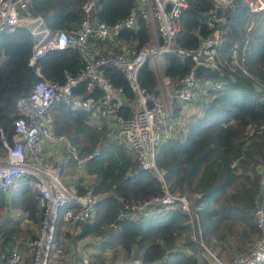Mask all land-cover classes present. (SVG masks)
<instances>
[{"label":"trees","instance_id":"16d2710c","mask_svg":"<svg viewBox=\"0 0 264 264\" xmlns=\"http://www.w3.org/2000/svg\"><path fill=\"white\" fill-rule=\"evenodd\" d=\"M85 1L30 0L28 11L31 17L41 15L51 31L74 32L86 17ZM187 3L177 18L176 39L180 47L193 50L200 35L210 32L206 15L212 4L211 0H187ZM136 4L137 0H95L89 15L111 24L124 19ZM224 15L218 47L221 74H198L199 84L193 90L196 109L185 117L172 137L157 147L155 156L157 166L166 170L171 192L200 193L195 203L202 236L216 249L226 244L231 246L230 238L237 246L250 241L258 232L252 214L254 201L258 199L264 204V128L260 130L264 126V99L254 81L257 78L264 82V28L261 27L264 10L252 12L244 0H234ZM35 40L36 35L24 25L0 32V132L9 137L18 115L19 97L28 94L40 78L63 81L65 71L77 76L84 66L76 48L48 50L30 64ZM116 40L124 41L129 49H139L150 40L146 20L137 15L136 29H122ZM95 43L99 46L103 42ZM113 47L120 51L122 45ZM108 48L111 47L104 51ZM233 48L243 55L242 67L236 70L230 68ZM192 63L190 57L181 60L175 52H168L164 72L177 86ZM104 73L115 86L122 88L128 100L133 98L122 71L106 65ZM209 79L221 82V86L210 88L206 84ZM139 80L149 90L156 88L154 70L148 62L141 67ZM75 90L85 92V83L80 82ZM121 112L128 115L130 108L122 107ZM48 116L54 132L69 136L80 155H91L84 162V171L91 176L87 177L98 196L93 218L75 222L76 233L64 232L60 212L55 242L70 247L69 244L75 245L93 235L102 238L101 250L119 247L127 256L132 253L143 260L160 259V264H197L187 216L179 208L162 207L138 221L118 218L124 203L161 195L163 190L151 171L141 168L134 155L111 137L107 119L95 120L89 111L63 103L52 106ZM4 153L0 141V155ZM29 179L30 176L20 178L9 192L0 190V253L9 252L21 243L20 238L36 233L31 224L39 223L41 209L36 193L28 186ZM78 189L82 192L84 185L79 184ZM12 208L20 210V216L9 214ZM22 216L28 219L27 224L22 225ZM96 259L105 261L100 254Z\"/></svg>","mask_w":264,"mask_h":264},{"label":"built area","instance_id":"2783aa9c","mask_svg":"<svg viewBox=\"0 0 264 264\" xmlns=\"http://www.w3.org/2000/svg\"><path fill=\"white\" fill-rule=\"evenodd\" d=\"M244 1L252 12L264 10V0ZM29 3L30 0H0V32L12 31L19 25L31 29L36 40L30 64L48 50L76 48L81 53L84 66L77 76L65 71L63 81L40 78L28 94L16 101L18 115L13 122L12 135L9 137L2 130L0 132L5 151L0 155V190L9 192L17 180L30 176L34 181L29 179L28 186L36 193L41 209L36 233L26 237L9 252L0 253V264H160V259L143 260L132 253L130 256L111 255L104 262L93 259L85 246L100 244L102 238L99 236H86V240L74 248H71L73 244H69V247L54 241L61 211L63 221H88L94 216L98 200L90 182L84 185L82 192L78 189L82 183L65 182L59 171L64 162L55 160L49 154L50 145L60 147L67 152L72 162L82 168L85 160L91 156L80 155L69 136L53 131L48 111L60 103L83 108L95 120L99 117L107 119L111 137L134 155L141 168L150 170L160 181L163 190L161 195L124 203L118 218L138 221L153 215L162 207H177L187 216L197 264H263L264 204L261 201L255 199L252 209L258 232L244 247H233L229 259L225 260L203 239L195 203L200 193L188 190L171 192L165 178L166 170L159 168L155 161L157 147L175 134L185 119L184 115L191 110L193 90L199 84L195 75L196 65L202 64L221 71L218 47L222 41L224 12L234 0H211L212 6L206 15L210 32L200 35L193 50L180 47L176 39L179 30L177 18L187 6V0H137L136 6L124 19L111 24L91 17L89 14L95 6V0H86L83 4L86 17L74 32L49 30L41 15L30 16ZM167 3L171 5L169 10L166 9ZM17 5L23 9L20 15ZM137 15L146 20L150 40L139 49H129L124 41L116 40V35L122 29H136ZM98 40L111 48L101 51L95 43ZM246 43L247 39L242 52ZM120 44L121 50L117 51L113 46ZM168 52H175L181 60L190 57L193 62L189 71L180 77L177 86L172 77L164 72L165 55ZM241 60L243 55L233 48L231 70L241 68ZM145 62L152 67L156 77V88L152 90L139 80V72ZM106 65L123 72L133 93L131 100L123 94L121 87L115 86L105 76ZM37 72L41 75L39 70ZM254 81L264 99V82H259L257 78ZM80 82L85 83V92L75 90ZM206 84L212 89L221 86V82L210 79L206 80ZM125 106L130 108L128 115L121 112ZM263 128L261 125L260 130ZM111 225L115 226L114 223ZM186 251L192 252L189 248Z\"/></svg>","mask_w":264,"mask_h":264},{"label":"crops","instance_id":"0c3cea01","mask_svg":"<svg viewBox=\"0 0 264 264\" xmlns=\"http://www.w3.org/2000/svg\"><path fill=\"white\" fill-rule=\"evenodd\" d=\"M107 44H105V43H102V44H100L99 45V49L101 50V51H104L105 49H107ZM192 100H194V102H192L191 101V110L187 113V114H185L184 115V118L186 117V116H188L190 113H192L195 109H196V107H195V101H196V98L193 96V99ZM50 120V119H49ZM48 150H49V154H51L53 157H54V159L55 160H57V161H60V162H64V165H62V166H60V169H59V171H60V174H61V177L63 178V180L64 181H66V182H80V183H82L83 185H85V184H87L89 181H90V179L88 178V177H91L90 175L88 176L86 173H85V171H84V166H83V168L82 167H79V166H77L74 162H72L69 158H68V155H67V152L66 151H64L62 148H60V147H54V146H49V148H48ZM88 176V177H87ZM80 177H82V178H80ZM67 222L66 221H64V223L63 224H66ZM69 223H72L73 224V226H74V223L73 222H69ZM35 232H36V229H35ZM77 232V229L75 228V227H71V231H70V233H76ZM80 242H82V241H78V242H76V244H75V246L73 245V247L71 246V248H74V247H76V246H79V245H81L80 244ZM230 242L231 243H235L236 245H232L231 246V248H233V247H237V243H236V241H234L232 238H230ZM248 242H246V243H243V244H241V246H245L246 244H247ZM72 244V243H71ZM100 244H98V245H96V246H94L93 244H91V245H86L85 247H86V249L88 250V252H89V254H90V256H91V258H93V259H96V256H97V254H100V256H102V255H104L105 253H107V252H104V251H106L107 249H105V250H101L100 249ZM96 247V248H95ZM104 252V253H103ZM119 252H121V251H118V252H116L115 254H112V255H116V254H118ZM102 253V254H101ZM124 253V252H123ZM127 256V255H126ZM108 257H111V255H109Z\"/></svg>","mask_w":264,"mask_h":264},{"label":"rangeland","instance_id":"374dc122","mask_svg":"<svg viewBox=\"0 0 264 264\" xmlns=\"http://www.w3.org/2000/svg\"><path fill=\"white\" fill-rule=\"evenodd\" d=\"M261 27H263L264 28V22L263 21H261ZM213 81V80H212ZM214 82V81H213ZM216 82H218V81H216ZM193 99V98H192ZM192 102H194V100H192ZM195 104V103H194ZM31 180H33L34 181V179L33 178H30ZM66 182V181H65ZM30 188V187H29ZM30 190H31V188H30ZM32 191V190H31ZM20 210H18V209H15V208H12L11 210H9V214H12V215H14V216H20ZM0 214H1V211H0ZM27 220L28 219H26V217H24V216H22V219H21V223H22V225H24V224H27ZM37 225H38V223H37ZM37 225H32L31 224V226H33V227H31V229L32 230H34L35 231V229L37 228ZM71 227H73V224L72 223H69V222H67L66 224H64V232H70L71 231ZM26 231V230H25ZM27 236H25V237H22V238H20V241H22V240H24L25 238H26ZM72 236H70V237H68V238H65L66 239V241H68L70 238H71ZM233 239V238H232ZM84 240H86V238H83V239H81L80 241H84ZM234 240V239H233ZM207 244V243H206ZM208 246H210L209 244H207ZM232 245H236L235 243H232ZM231 245V246H232ZM231 246H228L227 244L223 247V248H221V249H216V248H213V247H211L213 250H215V252L217 253V255L219 256V257H221V258H223V259H225V260H228L229 259V256H230V253L234 250L233 248H231ZM239 248H242V247H244V246H238ZM238 248V249H239ZM236 249V248H235ZM118 251H121V252H119L118 254H116V255H114L113 257H116V256H120V255H122V254H124L123 252L124 251H122L119 247H117L116 249H111V248H107V250L106 251H104V252H107V253H105L104 255H102L101 257H104L105 259V261L107 260V259H109L110 257H108L109 255H112V254H115L116 252H118ZM103 252V253H104ZM102 254V253H101Z\"/></svg>","mask_w":264,"mask_h":264},{"label":"water","instance_id":"95a60500","mask_svg":"<svg viewBox=\"0 0 264 264\" xmlns=\"http://www.w3.org/2000/svg\"><path fill=\"white\" fill-rule=\"evenodd\" d=\"M170 7H171L170 3H167L166 9L169 10ZM16 9H17L19 15L23 13V9L19 5H17ZM200 72H205L207 74H214V75H220L221 74V71L218 68H209L208 66L198 64L195 67V75L198 76V74Z\"/></svg>","mask_w":264,"mask_h":264}]
</instances>
